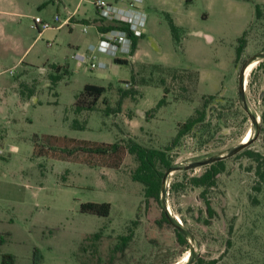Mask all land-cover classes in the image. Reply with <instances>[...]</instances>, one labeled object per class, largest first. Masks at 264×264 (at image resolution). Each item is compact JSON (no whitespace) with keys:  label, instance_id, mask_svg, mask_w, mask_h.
Wrapping results in <instances>:
<instances>
[{"label":"rangeland","instance_id":"rangeland-1","mask_svg":"<svg viewBox=\"0 0 264 264\" xmlns=\"http://www.w3.org/2000/svg\"><path fill=\"white\" fill-rule=\"evenodd\" d=\"M0 7L17 13H0V264H199L211 257L214 264H264V184L253 188L256 161L246 152L264 153V131L223 157L224 168L205 192L212 215L203 186L188 180L207 166L198 160L226 152L249 129L254 135L246 105L261 121L264 0H144L149 15L137 54L126 62L103 54L108 64L95 67L86 54L98 39L91 0H0ZM73 9L75 17L63 20ZM36 13L51 25L39 30ZM166 13L179 25L178 41ZM242 34L246 43L238 55ZM253 55L241 95L240 67ZM52 62L69 68L53 86ZM86 82L106 89L93 108L78 111L76 93ZM92 97L81 92L77 102ZM199 108L204 117L173 141L179 123ZM74 118L84 127L74 126ZM43 133L132 137L164 148L175 166L165 172L160 198L146 201L144 184L132 176L135 153L127 151L118 167L35 155L34 140ZM84 200H108L110 211L81 210ZM127 233L126 245L117 246ZM4 253L13 255L11 262H3Z\"/></svg>","mask_w":264,"mask_h":264},{"label":"trees","instance_id":"trees-1","mask_svg":"<svg viewBox=\"0 0 264 264\" xmlns=\"http://www.w3.org/2000/svg\"><path fill=\"white\" fill-rule=\"evenodd\" d=\"M259 4L256 3V10L259 13L260 8ZM166 16L169 21L170 29L172 31V35L178 41V27L179 25L173 20V17L166 13ZM97 17H94L93 20H96ZM110 26H114V24L105 25L103 23L98 24L99 29L108 28ZM137 35H133V43L132 49H134L137 44ZM246 43V37L242 34L238 39L237 45V54L239 55L243 46ZM114 60L118 62H126L128 60L127 57H114ZM51 71H49L48 76L53 86L54 83L63 76V74L69 72V68L66 63H51ZM20 84V93L24 94L25 92L22 89V86L25 84L23 81H19ZM106 86L100 83L94 82H86L83 85V88L76 93L75 98V110H81L82 108H93V104L96 98L101 96L105 91ZM33 89H30L28 95L32 94ZM81 92L92 95L93 101H89L87 103L77 102L78 97ZM128 93L127 90L124 92ZM164 96V95H163ZM161 97L157 104H161L164 100V97ZM95 99V100H94ZM103 101L107 102L106 97H103ZM112 107L108 104L106 105V109H111ZM261 121L260 130L264 131V97H263V107L260 111ZM204 117V110L197 109L195 113L188 116L185 120L179 123L177 131L173 136L172 140L176 141L178 137H180L185 131H187L196 121L202 119ZM72 124L76 127H84L85 122L76 121L74 118L72 120ZM42 140L35 139L33 143V154L40 155L44 154L52 157L59 158H69L85 161L91 165L103 164L109 165L113 167H118L126 152L130 151L135 153L138 163L132 173L133 178L141 181L144 184V196L147 201L149 198L153 197L156 199L160 198L162 194V178L165 175L167 169L173 166L172 159L166 152L164 148L150 146L139 142L135 138H129L128 141L115 139L112 141L108 140H100V139H92L86 137H76L72 135H59L53 133H43L41 135ZM246 152L249 156H251L255 161V180L253 183V188L255 190H260L262 185L264 184V153L258 149H246ZM225 166L223 157L217 158L215 160L209 161L207 166L197 174H192L189 176L188 180L197 185H202L203 188L201 190V195L204 198L206 211L209 215H212L214 212V207L211 204L210 199L206 196L205 192L207 189L214 185L216 182V176L219 171H221ZM81 210L95 212L98 214L107 215L110 211L111 203L108 200H84L79 204ZM162 216L164 219H168L169 217L166 213V210L162 209ZM174 222V221H173ZM174 225L177 229L178 237L182 242H186L187 238L184 234V229L178 225V223L174 222ZM98 234V233H95ZM130 233L121 235V240L117 242V246L123 248L128 239L130 238ZM38 254V255H37ZM12 254H3L2 260L6 262V257L12 260ZM41 256L39 249L34 247V257L39 258ZM36 262V260H35ZM216 262L215 257H211L204 262L199 261V264H214ZM35 264V263H34Z\"/></svg>","mask_w":264,"mask_h":264},{"label":"built area","instance_id":"built-area-1","mask_svg":"<svg viewBox=\"0 0 264 264\" xmlns=\"http://www.w3.org/2000/svg\"><path fill=\"white\" fill-rule=\"evenodd\" d=\"M97 10L96 23L114 24L98 30L97 42L90 45L86 52L90 67L105 66L100 54L113 57H130L133 55V35L141 36L147 23V11L143 8L144 0H91ZM68 17L63 20H67ZM60 19L59 13L54 15ZM33 25L39 30L49 27L51 22L40 14L33 15ZM63 21H60V25ZM87 23L83 24V30ZM12 72L13 68H9Z\"/></svg>","mask_w":264,"mask_h":264},{"label":"water","instance_id":"water-1","mask_svg":"<svg viewBox=\"0 0 264 264\" xmlns=\"http://www.w3.org/2000/svg\"><path fill=\"white\" fill-rule=\"evenodd\" d=\"M260 53H263L264 54V50L260 51ZM255 57H256V55H253V56L248 57L247 59L244 60V62L242 63V65L240 67V71H239V91H240L241 95H244V91L243 90H244V82H245V68L249 64L250 61H252L253 59H255ZM246 108L249 111V114H250L251 119L255 123V129L256 130H255L254 135H251L247 140H244V141L241 140L238 144L230 147L226 152H221V153H217V154L210 155L208 157H205L203 159L198 160L197 161L198 163H201V162H209V161L215 160L217 158H222V157H224V156H226L228 154H231V153H233V152L241 149L253 137H255V136L258 135V132L260 131V124H259V120H258L257 114L255 112L251 111L247 105H246ZM191 164H193V163H189L187 165H191ZM174 166L175 165H173L171 168H173ZM171 168H169L168 170H170ZM165 176H166V173H165V175L162 178V188L163 189L165 187ZM171 264H176V263H171Z\"/></svg>","mask_w":264,"mask_h":264},{"label":"crops","instance_id":"crops-1","mask_svg":"<svg viewBox=\"0 0 264 264\" xmlns=\"http://www.w3.org/2000/svg\"><path fill=\"white\" fill-rule=\"evenodd\" d=\"M81 1H83V0H77V5L81 2ZM76 8V7H75ZM74 8V9H75ZM74 9L66 16V17H68L67 18V20L66 21H68V20H72L74 17H75V15H74ZM14 11H16V10H13L12 8H2V7H0V13L1 14H6V15H13V14H17V13H13ZM147 11V10H146ZM36 14H38V13H36ZM35 15V14H34ZM148 12H147V20H148ZM65 17V18H66ZM95 17V16H94ZM93 18V17H92ZM87 19H91V18H87ZM95 24H96V26H97V29H98V23H96V22H94ZM41 34V31H39L37 34H36V37L38 36V35H40ZM141 38V37H140ZM140 38H137V44H136V47H135V49H134V52H133V57L132 58H134V56L137 54V47H138V43H139V40H140ZM101 58H102V60L103 61H105V63L106 64H108V62H109V59H108V57H106V56H100ZM18 87V86H17ZM19 89V88H18ZM20 91V90H19ZM4 92H5V90H4ZM18 92V91H17ZM33 93V92H32ZM30 95H32V94H30ZM25 95H23V94H21V97L22 98H25L24 97ZM10 147H13V145L12 146H10Z\"/></svg>","mask_w":264,"mask_h":264},{"label":"bare ground","instance_id":"bare-ground-1","mask_svg":"<svg viewBox=\"0 0 264 264\" xmlns=\"http://www.w3.org/2000/svg\"><path fill=\"white\" fill-rule=\"evenodd\" d=\"M256 60H257V59L255 58V59H253L252 61L249 62V64H248V65L246 66V68H245L246 72H248L249 69H251V68L255 65ZM245 81H246V79H245ZM250 136H251V129H249V130L246 132V134L244 135V137L242 138V140H243V141H244V140H247ZM188 255H189V253H188V251H187V253L185 254V256H184L183 259L187 260V259H188Z\"/></svg>","mask_w":264,"mask_h":264},{"label":"flooded vegetation","instance_id":"flooded-vegetation-1","mask_svg":"<svg viewBox=\"0 0 264 264\" xmlns=\"http://www.w3.org/2000/svg\"><path fill=\"white\" fill-rule=\"evenodd\" d=\"M250 70V69H249ZM248 74V72H246V70H245V76ZM244 84H245V82H244ZM240 92V91H239ZM184 258V257H183Z\"/></svg>","mask_w":264,"mask_h":264}]
</instances>
